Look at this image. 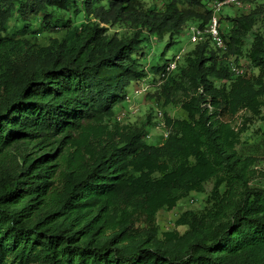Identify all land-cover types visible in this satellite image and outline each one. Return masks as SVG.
<instances>
[{
  "label": "trees",
  "instance_id": "trees-1",
  "mask_svg": "<svg viewBox=\"0 0 264 264\" xmlns=\"http://www.w3.org/2000/svg\"><path fill=\"white\" fill-rule=\"evenodd\" d=\"M214 1L0 0V264H264V187L232 125L264 110V5L239 0L224 49L169 55ZM147 83L184 114L163 112L156 145L115 117ZM211 181L204 207L174 221L183 234L160 230L159 212Z\"/></svg>",
  "mask_w": 264,
  "mask_h": 264
},
{
  "label": "rangeland",
  "instance_id": "rangeland-1",
  "mask_svg": "<svg viewBox=\"0 0 264 264\" xmlns=\"http://www.w3.org/2000/svg\"><path fill=\"white\" fill-rule=\"evenodd\" d=\"M142 6L144 9H162V6L167 4V0H141ZM259 4L264 5V0H261ZM212 4H210L211 6ZM248 7V6H247ZM255 6H253V10ZM195 12L203 14L205 8L194 9ZM247 9L245 8H234L226 7L222 10L221 15L222 20H220L221 28L223 33H227L230 28L229 19H233L241 14H244ZM188 26L187 30L181 38V43L173 48L169 55L177 56L176 61H179L181 64L184 60V57L194 50L196 45L190 43V29L195 26ZM103 28L107 29L109 33L115 32L116 34H123L128 31V27L117 24H103ZM255 31H264V19H260L254 27ZM129 33V32H128ZM251 42L250 36L246 41V46ZM210 48H213L210 45ZM239 66L247 69V62L244 58H241L238 61ZM139 86L135 87L138 88ZM146 87L149 91V84H146ZM147 91V92H148ZM152 96L153 90L149 91ZM146 92L141 94L133 95L127 99L123 104L119 105L115 109L116 120L120 124L124 125H146L147 134L146 142L150 145L159 144L164 140V135L167 134L163 126V122L160 120L162 118L163 112H166L168 116L173 119L183 118L184 114L179 107L175 105H170L166 108L162 107L161 102H156L152 100L151 96H146ZM159 113L161 118L158 117ZM158 115V116H157ZM151 119L148 122V118ZM234 128L238 130H243V133L240 135V142L245 143L242 146H238L239 152L245 155H252L257 160V165L254 167L256 171L253 181L250 183L252 187H264V110L262 115L259 118H251L248 115L241 113L232 123ZM213 181L205 185V190L203 194L192 193L188 198L178 203L177 207L172 211H161L158 213L156 218V223L158 224L161 231L173 230L176 229L180 234L185 232V228L174 227V221L185 211L188 210H200L204 207L205 200L207 195L211 192L213 188Z\"/></svg>",
  "mask_w": 264,
  "mask_h": 264
},
{
  "label": "built area",
  "instance_id": "built-area-1",
  "mask_svg": "<svg viewBox=\"0 0 264 264\" xmlns=\"http://www.w3.org/2000/svg\"><path fill=\"white\" fill-rule=\"evenodd\" d=\"M247 6L248 5H243L239 0H215L210 6L212 15L206 27H204V29H200L198 27L193 26L190 29V39H189L190 43L196 45L204 41L205 39H208L212 43V45L215 46L216 48L224 49L225 48L224 41L220 33L221 30L220 17L222 10L225 9L226 7H234V8H245L247 9L246 11H248L249 6L248 7ZM170 68L174 69V65H171ZM232 72L235 74V76H240L244 74V69L238 67H232ZM146 90L147 87L136 89L133 95L141 94L142 92L145 93ZM158 117L161 118L160 113ZM164 137H166V134L164 135Z\"/></svg>",
  "mask_w": 264,
  "mask_h": 264
},
{
  "label": "crops",
  "instance_id": "crops-1",
  "mask_svg": "<svg viewBox=\"0 0 264 264\" xmlns=\"http://www.w3.org/2000/svg\"><path fill=\"white\" fill-rule=\"evenodd\" d=\"M135 87L133 86L132 88H131V90H133Z\"/></svg>",
  "mask_w": 264,
  "mask_h": 264
}]
</instances>
